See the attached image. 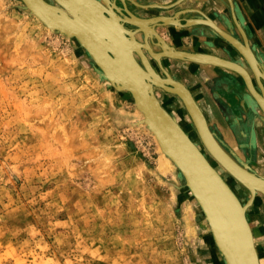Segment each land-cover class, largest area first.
<instances>
[{
  "label": "rangeland",
  "instance_id": "obj_1",
  "mask_svg": "<svg viewBox=\"0 0 264 264\" xmlns=\"http://www.w3.org/2000/svg\"><path fill=\"white\" fill-rule=\"evenodd\" d=\"M133 103L77 41L0 0V264H201L208 220Z\"/></svg>",
  "mask_w": 264,
  "mask_h": 264
},
{
  "label": "flooded vegetation",
  "instance_id": "obj_2",
  "mask_svg": "<svg viewBox=\"0 0 264 264\" xmlns=\"http://www.w3.org/2000/svg\"><path fill=\"white\" fill-rule=\"evenodd\" d=\"M109 1L115 4V12L121 18L128 17L125 10L127 9L129 12H132L136 16L145 20L154 19L156 17L171 19V21L168 20V23H158L155 28V33L158 38L154 33H150V37H148V43L155 53L163 52V46L161 43L163 42V44L170 49L210 54L212 56L221 57L222 59L242 64L249 70L251 77L254 80L255 75L248 64L247 58L223 39L215 38L213 35L215 32L214 29L210 27L209 24L206 26V24L200 22V20L214 23L226 33L234 37L241 45L247 46L250 49L257 62L259 71L262 74L259 78L264 87V0H254L255 2L251 12L252 15L248 16L245 11L239 8L240 10L238 13L235 10V17H233L234 5L226 1L225 7L229 10V19L235 26L232 30L231 28L226 30L225 27L221 24L219 25L215 23L213 20L197 18L194 16L196 10L202 11V7L206 9L214 7L209 0H200L198 1V4L189 2V0H169L167 2L164 0L142 2L139 0ZM152 2L155 4H152ZM242 7L246 8V4L243 3ZM176 20H178L179 23H176ZM195 20L199 21L195 22ZM122 24L127 30L133 33L136 39L143 41L142 34L137 33L135 28L127 23ZM164 29L169 32H177L176 35L187 32L189 35H192V37L191 39H188V45H181L177 42L176 40L179 39L177 36H174L172 41L169 42L161 33ZM198 33L199 36L195 37L194 35H197ZM139 34L141 35V39ZM144 52L146 56H148L150 64L154 70L163 74L162 68H164L170 76L184 84L188 92L202 109L208 127L212 133L213 130L211 127L214 126L213 124L217 125L221 136H223V139L225 140V144L218 141L215 133H213V135L226 153H228L232 159H235L236 162L238 161L241 166H248L249 171H253V173L264 177V116L247 92L242 78L220 68L214 69L208 65L173 57L162 56L160 57L159 64V62L154 61L149 56L147 51ZM135 57L139 60L137 55H135ZM170 63H175L174 66L178 68V76L172 72L173 68L170 66ZM185 73L190 79L189 85L191 84V87L186 84L181 77L182 74ZM153 88L157 87L153 86ZM167 94L172 95L171 93ZM198 96H201V99H204L205 104L211 110L210 112L207 111L208 109L206 108V105L203 106L198 102ZM175 101V99H171L169 101L170 103L168 102L169 107L171 103L175 106ZM160 103L163 104V101ZM168 105H166V107H168ZM170 114L174 115L175 113L170 111ZM207 116H212V121H209ZM224 180L228 185L230 184L229 186L233 189V183L227 178H224ZM240 190L241 192H244V197L237 193V189H233L243 203L248 202L250 199L248 191L243 187H241ZM196 213L199 219L201 211L196 209ZM263 215L264 194L257 193L256 203L250 205L246 216L256 240L255 245L260 246L259 250L261 251L262 249L264 251ZM204 233L205 231L200 230V233L196 238V244L193 246L196 254L199 255L201 264H224L223 258L218 253L215 245L210 241V230L206 231L205 234Z\"/></svg>",
  "mask_w": 264,
  "mask_h": 264
},
{
  "label": "bare ground",
  "instance_id": "obj_3",
  "mask_svg": "<svg viewBox=\"0 0 264 264\" xmlns=\"http://www.w3.org/2000/svg\"><path fill=\"white\" fill-rule=\"evenodd\" d=\"M22 1H24V3L26 2L30 4L35 9V12L36 10L39 12V15L44 19L42 23L46 25L50 30L59 33H64L63 30H69L67 32L70 33L66 35L77 41L86 50V52L89 53L92 59H94L96 63L99 64L104 72L105 70L110 71L113 83H119L123 81L125 82V80L127 79L125 78L124 72L126 73V75H128L129 85H121L120 83L119 85L122 87H129L125 91L129 92L132 96L136 108L142 113L143 120L146 124L148 123V125L155 132H153L155 134L154 136L158 137L156 130L151 125L150 119L154 123H157L159 119L157 114L154 113L153 109L151 108L146 96L144 95V92L140 90V87L143 83H147L149 87H152V89L153 86H155L157 88H160L162 91H165L166 93H171L172 95H174V97L176 98V104L175 106H173L174 104L171 103L170 108L174 110V113H177L179 115H177V120L174 121L180 127L184 135L188 137L198 148V150L204 156L205 160L209 163V166L212 168V170L220 177V179L224 182V184H226V186L238 200L243 209L244 218L252 237V244L255 248L258 264H261L259 251H257V247L255 245L256 240L254 238V234L250 227V224L248 223L246 212L248 210V207L256 201L257 193L264 194V177L253 173V171H249V169H247L243 165L241 166L238 161L236 162L235 159H232V157H230L229 154L226 153V151L216 140V137H214L213 133L210 131L206 117L204 116L202 109L194 100V98L190 96V104L186 105L181 95L179 93H176V91L181 92V88H179L180 85L185 89V91H187L184 84L170 76V74L167 73L164 68H162L163 74H160L156 70H154V68L150 64L148 56H146L144 52L147 51L149 56L156 62H159V64L160 57L162 56L181 58L187 61L189 60L190 62L196 61L195 63L203 61L200 63H204V65L211 66L214 69H225L235 75L240 76L250 97L253 99L254 103L257 104V108L262 112L264 116V111L260 103L251 93L252 88L258 94H260V96L262 97V103L264 104V87L262 86L259 78L262 74L259 71L257 63L250 49L247 46L241 45L238 41L235 42V39H233L231 35L216 26L214 23L208 22L215 31H217L222 37H224V39H226L228 42L233 43L241 50L242 55L247 58L248 64L255 75L254 80L252 79L249 70L246 69L242 64L232 62L230 60H225L221 57L219 58L201 52L192 53L170 49L169 47H166L163 42H161L163 46V52L155 53L148 43V37H150V33H154L156 35V31L154 28L156 25H158L159 22L168 23V20L171 21V19L156 17L154 19L145 20L136 16L134 13L129 12V10L127 9L125 10L128 14V17L121 18L115 12V4L111 3L109 0ZM62 4L65 6H63ZM72 12L74 13V16H72ZM122 23H127L130 26L134 27L137 33L139 32L142 34L143 41H139L138 39H136L133 33L127 30ZM156 37L158 38L157 35ZM80 41H82L83 44L85 43L87 47L85 45H82ZM90 50L93 52V54L90 52ZM111 51L115 53V56L110 53ZM135 55H137L139 60L136 59ZM224 61L232 62V65L226 66V64L228 63ZM132 82L134 83L132 84ZM115 83L114 85H116ZM144 87L147 90V96H150V92L152 91V89L147 88L145 85ZM153 93L154 92H152V94ZM153 95L155 96V94ZM157 102L173 119V116L170 114V112H168L159 101ZM191 102L198 108L201 116H203L204 123L206 124L210 135L229 159L220 156L215 148H210L208 147V145H206V141L210 143V140H208V137L206 136V141L203 139V125L200 123V119L198 118L197 112L195 111L196 109L191 106ZM181 121H185V123L181 124ZM194 138H198L199 141L196 142ZM157 142H160L159 145L162 143L160 141V138L157 139ZM165 161L168 162V159H166ZM224 178L229 179L233 183V189H237V193H239L243 197L244 192H241L240 188H246L248 194L250 195L249 201H244L245 203H243L238 195L229 186L230 184H227ZM194 197L202 208L204 214L206 215L201 202L198 201L195 195ZM207 220L210 227L213 243L218 249L221 257L223 258V263L228 264L226 257L222 252V249L218 246L215 238L216 232L221 235V228L218 224L215 228H213L209 218H207ZM221 237L223 238L222 235ZM230 237L231 239H233L232 235ZM227 239L229 238L227 237ZM223 240L224 239H222V241ZM223 242H225V240Z\"/></svg>",
  "mask_w": 264,
  "mask_h": 264
},
{
  "label": "water",
  "instance_id": "obj_4",
  "mask_svg": "<svg viewBox=\"0 0 264 264\" xmlns=\"http://www.w3.org/2000/svg\"><path fill=\"white\" fill-rule=\"evenodd\" d=\"M19 1L24 5V7H26L29 11H31L40 21L42 20L41 22L44 21V19L39 15V12L37 10L35 12V9L30 4L26 2L24 3V1L22 0ZM71 14L72 16H74L73 12ZM175 22L179 23L178 20H176ZM200 22L208 25L209 24L208 22L210 21L204 22L203 20H200ZM63 31L64 33L61 32V34L68 37V35L66 34L70 33L67 32L69 30H63ZM215 33L226 43H229L232 47L234 46L237 49V51L241 53V50L237 46H235L231 42H228L217 31H215ZM232 38L235 39L234 37ZM80 42L82 43V45H85V43L83 44L82 41ZM235 42H237L236 39ZM90 52L93 54L91 50ZM110 53L115 56V53H113L112 51ZM177 59H181V58H177ZM92 60L94 61L96 66L102 71L105 78L111 83V85L116 90L125 91L126 89L129 88V87H122L119 85V83L121 85L122 84L129 85L128 82L129 78L125 72L124 75L127 80H125V82L123 81L119 83L114 82L116 84L114 85L113 80L111 79L110 71L105 70L104 72L102 68L99 66V64H97L94 59ZM195 62L196 61H194V63ZM200 62L203 61H199L198 64H204ZM224 62L228 63L226 64V66L232 65V62H228V61H224ZM133 83L134 82H132V84ZM144 85L150 89H152V87L151 86L149 87L147 83H143L140 87V90L144 92V95L146 96L151 108L153 109L154 113L157 114L159 119L157 123H154L150 119L151 125L156 130L158 135V137L157 136L154 137L155 138L157 137L156 140L160 138V141L162 142L160 144L161 146L157 142L158 148L163 154V156L166 159H168V161L180 172L182 178H184L183 181H185L184 183L188 188L190 196L194 197L195 195L198 201L201 202L206 212V215H204L205 218L206 219L209 218L213 228H215L217 224L220 226L221 235L223 236V238L218 232L215 233V238L218 246L222 249V252L226 257L228 264H258L255 248L252 244V237L248 225L246 223V220L244 218L243 209L239 204L238 200L235 198V196L232 194V192L226 186V184H224V182L220 179V177L212 170V168L209 166V163L205 160L204 156L198 150V148L192 143V141L188 137L184 135L180 127L175 122L176 118L173 117L172 119L165 112V110L159 105V103L157 102L158 100H156L155 96L153 95L154 93L152 94L153 89L150 92V96H147L146 94L147 90L145 89ZM179 88H181V92L176 91V93H179L183 98L184 102L186 103V105L187 104L189 105L190 104L189 98L191 94L188 92V90L185 91V89L181 87V85L179 86ZM251 91H252L251 93L258 100L264 111V104L262 103V97L252 88ZM191 106L196 109L195 111L197 112V116L200 119V123L203 125L202 128L204 133V136H202L203 139L206 141L205 139L206 136L208 137V140H210V143L206 141V145H208V147L210 148L211 147L215 148L220 156L229 159L228 156L222 151V149L218 146V144L214 141V139L210 135V132L208 131V128L204 123L203 116H201L198 108L194 106L192 102H191ZM136 124L145 126L146 130L150 134L155 135L154 134L155 132L148 125V123L147 125H145V123L142 121V123L136 122ZM246 168L248 169L247 166ZM229 235L230 236L232 235L233 239H231ZM227 237L229 239H227ZM222 239H224L226 243L223 242L224 240L222 241Z\"/></svg>",
  "mask_w": 264,
  "mask_h": 264
},
{
  "label": "crops",
  "instance_id": "obj_5",
  "mask_svg": "<svg viewBox=\"0 0 264 264\" xmlns=\"http://www.w3.org/2000/svg\"><path fill=\"white\" fill-rule=\"evenodd\" d=\"M139 1L142 2V1H152V0H139ZM155 1H159V0H155ZM164 1L167 2L169 0H164ZM198 1H200V0H189V2H192L194 4L195 3L198 4ZM226 1L230 2L234 5L233 17H235L236 12L238 13V11L240 10L239 8H241L243 11H245L248 16L252 15L251 12L253 10V4L255 2L254 0H209V2L214 5V7H212V8L209 7L208 9L202 7V11L196 10V14H194V16L197 18H204V19L213 20V21H215V23H217L219 25L221 24L223 27H225L226 30H229L230 28L232 30L235 28V26H234V23L229 19V16H228L229 10L225 7ZM187 3H188V1H187ZM243 3L246 4V8L242 7ZM235 10H236V12H235ZM195 22H196V20H195ZM156 26H155V28H156ZM210 32H212V31H210ZM161 33L163 34V37L165 39H167L169 42L172 41V38L174 36L175 37L177 36L179 39H177L176 41L179 42L181 45H183V44L188 45V39H191V37H192V35H189L187 32H185L184 34L176 35L177 32H175V33L169 32L166 29H164V31ZM213 35L215 36V38H220L215 32L213 33ZM194 36L195 37L199 36V33L197 35H194Z\"/></svg>",
  "mask_w": 264,
  "mask_h": 264
}]
</instances>
